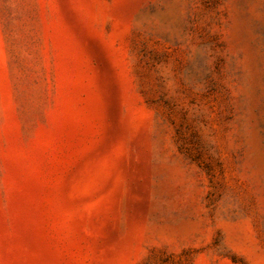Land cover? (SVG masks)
Returning <instances> with one entry per match:
<instances>
[{"label": "rangeland", "instance_id": "374dc122", "mask_svg": "<svg viewBox=\"0 0 264 264\" xmlns=\"http://www.w3.org/2000/svg\"><path fill=\"white\" fill-rule=\"evenodd\" d=\"M0 264H264V0H0Z\"/></svg>", "mask_w": 264, "mask_h": 264}]
</instances>
